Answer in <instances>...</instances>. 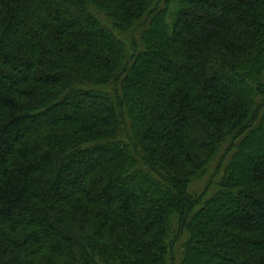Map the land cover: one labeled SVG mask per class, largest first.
<instances>
[{
	"label": "trees",
	"instance_id": "trees-1",
	"mask_svg": "<svg viewBox=\"0 0 264 264\" xmlns=\"http://www.w3.org/2000/svg\"><path fill=\"white\" fill-rule=\"evenodd\" d=\"M0 264H264V0H0Z\"/></svg>",
	"mask_w": 264,
	"mask_h": 264
},
{
	"label": "rangeland",
	"instance_id": "rangeland-1",
	"mask_svg": "<svg viewBox=\"0 0 264 264\" xmlns=\"http://www.w3.org/2000/svg\"><path fill=\"white\" fill-rule=\"evenodd\" d=\"M162 79V78H161ZM157 131H159V130H157ZM39 242V241H38ZM208 261V260H207ZM211 261V260H210ZM209 263H213V262H209Z\"/></svg>",
	"mask_w": 264,
	"mask_h": 264
}]
</instances>
